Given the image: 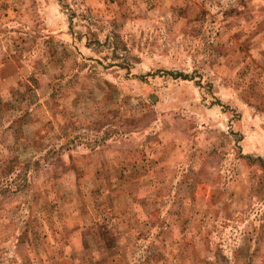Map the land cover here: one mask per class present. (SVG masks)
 Instances as JSON below:
<instances>
[{
	"label": "rangeland",
	"instance_id": "rangeland-1",
	"mask_svg": "<svg viewBox=\"0 0 264 264\" xmlns=\"http://www.w3.org/2000/svg\"><path fill=\"white\" fill-rule=\"evenodd\" d=\"M0 264H264V0H0Z\"/></svg>",
	"mask_w": 264,
	"mask_h": 264
},
{
	"label": "trees",
	"instance_id": "trees-1",
	"mask_svg": "<svg viewBox=\"0 0 264 264\" xmlns=\"http://www.w3.org/2000/svg\"><path fill=\"white\" fill-rule=\"evenodd\" d=\"M16 165H17L16 163H12V164H11V169L14 170V168H15ZM216 192H218V190H216ZM212 195H213V194H212ZM212 195H211V198L213 197Z\"/></svg>",
	"mask_w": 264,
	"mask_h": 264
}]
</instances>
